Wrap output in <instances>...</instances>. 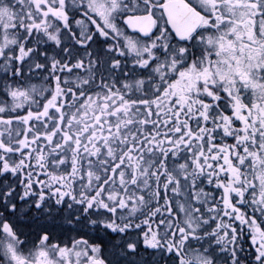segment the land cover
<instances>
[{
  "label": "snow or ice",
  "instance_id": "6c2138e0",
  "mask_svg": "<svg viewBox=\"0 0 264 264\" xmlns=\"http://www.w3.org/2000/svg\"><path fill=\"white\" fill-rule=\"evenodd\" d=\"M0 264H264V0H0Z\"/></svg>",
  "mask_w": 264,
  "mask_h": 264
}]
</instances>
